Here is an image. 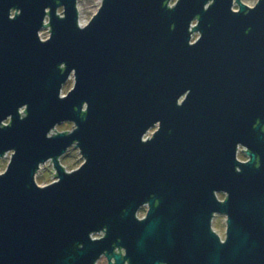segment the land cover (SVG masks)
I'll return each instance as SVG.
<instances>
[{
	"label": "water",
	"instance_id": "water-1",
	"mask_svg": "<svg viewBox=\"0 0 264 264\" xmlns=\"http://www.w3.org/2000/svg\"><path fill=\"white\" fill-rule=\"evenodd\" d=\"M78 2L0 0V264H264V0Z\"/></svg>",
	"mask_w": 264,
	"mask_h": 264
},
{
	"label": "rangeland",
	"instance_id": "rangeland-1",
	"mask_svg": "<svg viewBox=\"0 0 264 264\" xmlns=\"http://www.w3.org/2000/svg\"><path fill=\"white\" fill-rule=\"evenodd\" d=\"M176 1V0H175ZM259 0H242L244 4H246L249 7H254ZM103 3V0H79L78 2V10L80 13V24L85 26L87 25L93 17L98 13L99 9L101 8ZM235 9L238 10V6H235ZM58 14L60 16H63V8L58 10ZM14 15V13H13ZM47 22H49V19H47ZM199 34H197L195 37H198ZM50 37V29H44L41 32V39L47 40ZM74 86V78H72L63 88V95H67L68 92L73 88ZM9 124V122H7ZM75 128V125L73 123H64L62 125L57 126L56 133H64V132H72ZM156 129V128H155ZM154 130H151V132L146 136V138L152 137ZM239 159L242 161L248 160L245 152L243 149H240L239 152ZM11 155L7 158L0 159V173H4L7 170V167L10 163ZM84 158H82V155L76 147H72L66 156H64L61 159V162L63 166L67 169V171L72 172L80 168L84 164ZM37 183L40 186H47L57 180L55 177V170L53 167L52 162H48L46 165L42 166V169L39 171L37 175ZM224 194H219V198L221 200L225 199ZM147 209L143 208L141 209L139 213V218H144L146 216ZM213 229L216 231L217 234H219L223 239L226 238V229H227V219L226 216H217L214 219L213 222ZM98 264H108V261L106 258L101 259Z\"/></svg>",
	"mask_w": 264,
	"mask_h": 264
},
{
	"label": "flooded vegetation",
	"instance_id": "flooded-vegetation-1",
	"mask_svg": "<svg viewBox=\"0 0 264 264\" xmlns=\"http://www.w3.org/2000/svg\"><path fill=\"white\" fill-rule=\"evenodd\" d=\"M196 24H194V26H195ZM197 34H199V33H197ZM197 34H195L194 36H193V43L196 41V40H198L199 38H200V34H199V36L198 37H195ZM12 156V153H8V154H6V156L4 157V158H7L8 159V157L9 156ZM3 158V159H4ZM238 158H239V156H238ZM248 158V157H247ZM240 160V159H239ZM248 160H249V158H248ZM248 160H246V161H248ZM242 161V160H241ZM221 194H223V193H221ZM225 195V194H224ZM218 198H219V194H218ZM225 199H226V196H225ZM224 199V200H225ZM219 200H221L220 198H219ZM224 200H221V201H224ZM144 208H146L147 209V212H148V207H144ZM147 214V213H146ZM217 217V216H216ZM215 219V218H214ZM213 222H214V220H213ZM216 232V231H215ZM219 235V234H218ZM220 236V235H219ZM220 238H221V240L223 241V242H225V239H223L221 236H220ZM104 258V257H103ZM102 258V259H103Z\"/></svg>",
	"mask_w": 264,
	"mask_h": 264
},
{
	"label": "built area",
	"instance_id": "built-area-1",
	"mask_svg": "<svg viewBox=\"0 0 264 264\" xmlns=\"http://www.w3.org/2000/svg\"><path fill=\"white\" fill-rule=\"evenodd\" d=\"M47 24H48V22H47ZM83 26V25H82Z\"/></svg>",
	"mask_w": 264,
	"mask_h": 264
},
{
	"label": "bare ground",
	"instance_id": "bare-ground-1",
	"mask_svg": "<svg viewBox=\"0 0 264 264\" xmlns=\"http://www.w3.org/2000/svg\"><path fill=\"white\" fill-rule=\"evenodd\" d=\"M7 124V123H6ZM105 258V257H104Z\"/></svg>",
	"mask_w": 264,
	"mask_h": 264
}]
</instances>
